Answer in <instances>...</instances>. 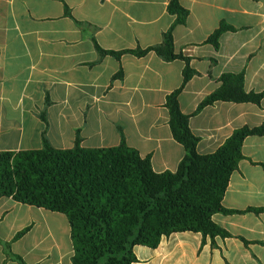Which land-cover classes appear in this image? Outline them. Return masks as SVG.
Wrapping results in <instances>:
<instances>
[{
  "label": "crops",
  "instance_id": "1",
  "mask_svg": "<svg viewBox=\"0 0 264 264\" xmlns=\"http://www.w3.org/2000/svg\"><path fill=\"white\" fill-rule=\"evenodd\" d=\"M189 11L174 29L175 52L196 72L179 97L200 155L235 131L264 125L259 104L216 102L196 113L226 74H243L247 93L264 92V0H180ZM169 0H0V153L118 147L124 140L155 173L177 172L185 147L173 137L168 95L185 62L156 53L119 59L109 52L163 42L176 16ZM66 7L71 16L66 15ZM230 25L219 47L207 40ZM120 77L115 78L120 74ZM244 158L224 196L231 213L213 221L230 236L180 232L153 249L136 246L134 264H264V135L245 139ZM28 230L23 236H16ZM66 215L0 196V264H73Z\"/></svg>",
  "mask_w": 264,
  "mask_h": 264
},
{
  "label": "trees",
  "instance_id": "2",
  "mask_svg": "<svg viewBox=\"0 0 264 264\" xmlns=\"http://www.w3.org/2000/svg\"><path fill=\"white\" fill-rule=\"evenodd\" d=\"M168 11L176 21L158 46L109 52L95 44L102 56L119 59L125 53L144 57L154 52L166 62H185L183 83L166 100L173 137L187 153L177 172L155 173L150 158H142L124 140L114 148L86 149L78 139L73 149L57 150L44 138L41 150L0 153V196L66 215L72 231L73 264H134L136 246L155 249L164 237L180 232L230 236L213 216L232 212L223 204L230 178L244 158L245 139L263 136L264 125L235 131L213 154L198 153L199 139L179 102L196 72L189 57L175 52L174 44V29L187 22L189 11L180 0H169ZM66 15L71 16L68 7ZM233 30L222 24L207 42L218 48L221 35ZM221 83L196 113L220 101L259 104L264 98V92L245 91L243 74H226Z\"/></svg>",
  "mask_w": 264,
  "mask_h": 264
}]
</instances>
